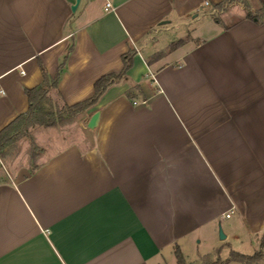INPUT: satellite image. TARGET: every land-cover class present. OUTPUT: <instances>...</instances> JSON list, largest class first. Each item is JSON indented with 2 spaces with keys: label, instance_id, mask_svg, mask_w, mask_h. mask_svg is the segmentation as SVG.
<instances>
[{
  "label": "crops",
  "instance_id": "1",
  "mask_svg": "<svg viewBox=\"0 0 264 264\" xmlns=\"http://www.w3.org/2000/svg\"><path fill=\"white\" fill-rule=\"evenodd\" d=\"M224 1L0 0V130L41 66L53 77L67 55L48 93L62 108L130 64L78 119L43 127L32 171L0 157V264H168L176 246L203 264L231 223L258 240L264 20L211 16Z\"/></svg>",
  "mask_w": 264,
  "mask_h": 264
},
{
  "label": "trees",
  "instance_id": "2",
  "mask_svg": "<svg viewBox=\"0 0 264 264\" xmlns=\"http://www.w3.org/2000/svg\"><path fill=\"white\" fill-rule=\"evenodd\" d=\"M261 5L262 8L259 10V13L253 14L248 12L245 14V17L257 22L264 20V1L261 2ZM184 41L185 39H177L171 42L167 50L171 51L177 48L178 46L182 45ZM128 56L129 54H125L123 56L124 66L120 74L103 75L95 81L94 94L92 97L71 106L66 105L62 108L56 107L55 111L53 109H47L45 106L46 104H49L51 107L54 106L48 93L52 88L57 87L58 81L63 72L67 55L63 57L61 63L59 64L58 70L53 77L49 76L44 67L41 66V71L43 74L42 82L32 88H27L25 90L28 99L27 111L19 114L0 130V157L4 158L5 154L7 153V149L17 140L22 129L35 124L42 126L55 125L60 120L62 112L67 111L70 114H75L77 110H81L94 103L109 84L113 83L115 80L124 75L126 69L130 66L129 62L126 61V57ZM35 167L36 166H32L30 171H32ZM263 253L264 232L259 236L258 248L253 254H243L235 250H230L229 256L226 259L223 260L221 258H217L216 260L205 262V264H227L230 261L244 262L246 258L254 261L260 259ZM175 258L177 264H185L184 256L177 246L175 247Z\"/></svg>",
  "mask_w": 264,
  "mask_h": 264
},
{
  "label": "rangeland",
  "instance_id": "3",
  "mask_svg": "<svg viewBox=\"0 0 264 264\" xmlns=\"http://www.w3.org/2000/svg\"><path fill=\"white\" fill-rule=\"evenodd\" d=\"M262 8L261 2L258 0H227L224 1L217 9L213 10L211 16L219 20H226L228 23L234 21L240 16H244L248 12L253 14L259 13V10ZM180 33H183L182 31ZM198 35V32H195ZM54 105V103H52ZM47 109L56 110V106H50L46 104ZM59 108V107H58ZM79 110L76 111L75 114H70L67 111L62 112L60 120L56 123L60 126H66L69 121H74L79 117ZM79 114V115H78ZM42 125H30L24 129H22L18 135L17 140L7 149V153L4 156V161L8 167L18 168L22 167L25 158H29V164L32 166L36 161V157L30 158L33 154L40 153V140L39 136L43 133ZM235 215L232 217L231 221L235 220ZM229 222V221H228ZM230 223V222H229ZM241 224V222H240ZM224 226L218 227V234L221 232L224 233ZM233 234L235 237L232 239V246L229 247L227 245H223L220 252L216 255H207L203 257V264L205 262H210L216 260L217 258L226 259L229 256L230 250H235L243 254H253L254 251L258 248V240L256 235L245 234L241 231V229L235 224L230 225ZM226 228V227H225ZM225 242V240H223ZM203 251V250H202ZM200 256L198 252L189 253V256L186 259L187 264H201L199 261ZM168 264H177L174 258L168 260ZM227 264H264V253L262 257L258 260H250L246 258L244 262L239 261H230Z\"/></svg>",
  "mask_w": 264,
  "mask_h": 264
},
{
  "label": "water",
  "instance_id": "4",
  "mask_svg": "<svg viewBox=\"0 0 264 264\" xmlns=\"http://www.w3.org/2000/svg\"><path fill=\"white\" fill-rule=\"evenodd\" d=\"M78 1H79V0H76V3H75L74 5L71 6V9H72V10L75 9L76 4H77ZM97 117H98V113H97V112H95V113L91 116V118H90V120H89V122H88V125H87L89 128H91V127H93V126L95 125L96 120H97ZM219 237H220L221 239H223V238H225V234H224L223 232L220 231V233H219Z\"/></svg>",
  "mask_w": 264,
  "mask_h": 264
},
{
  "label": "built area",
  "instance_id": "5",
  "mask_svg": "<svg viewBox=\"0 0 264 264\" xmlns=\"http://www.w3.org/2000/svg\"><path fill=\"white\" fill-rule=\"evenodd\" d=\"M111 6L110 2H106V6H105V9H108L109 7ZM225 216L228 217L229 216V213H225Z\"/></svg>",
  "mask_w": 264,
  "mask_h": 264
}]
</instances>
